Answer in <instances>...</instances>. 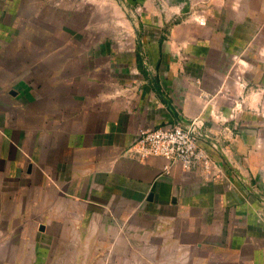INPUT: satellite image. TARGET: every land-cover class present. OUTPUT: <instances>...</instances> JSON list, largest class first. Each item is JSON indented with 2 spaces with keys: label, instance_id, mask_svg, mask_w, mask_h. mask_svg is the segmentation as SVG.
I'll list each match as a JSON object with an SVG mask.
<instances>
[{
  "label": "crops",
  "instance_id": "1",
  "mask_svg": "<svg viewBox=\"0 0 264 264\" xmlns=\"http://www.w3.org/2000/svg\"><path fill=\"white\" fill-rule=\"evenodd\" d=\"M159 2L0 0V264H264V0H193L258 12L211 81ZM162 123L211 165L127 151Z\"/></svg>",
  "mask_w": 264,
  "mask_h": 264
},
{
  "label": "rangeland",
  "instance_id": "2",
  "mask_svg": "<svg viewBox=\"0 0 264 264\" xmlns=\"http://www.w3.org/2000/svg\"><path fill=\"white\" fill-rule=\"evenodd\" d=\"M158 1H160L159 4H161V0ZM178 2L179 0H176L174 4V6H178L179 9H175L174 13L176 17L172 20H179L180 14H185L189 18V20L182 23V25L186 26V29L194 36L188 40L187 45L192 50L191 55H189L192 61H197L202 64V72H196L199 74L205 73L207 80L210 81L212 80L210 77L211 69L217 70L220 73H228L229 69L232 67L233 59L226 51H241L246 45L248 41L244 39L243 35L248 36L249 32L253 35L258 26L257 24V26L254 27L252 20L249 19L246 14H248L250 9L253 11L252 15H255L257 19V9L254 11L255 8H241L238 11H234V9L226 7L218 9L207 7L206 11L200 12V7L196 6L192 0L189 8L184 12L182 7L177 5ZM159 9L163 11V7ZM128 10L133 13V16L134 13H136L135 10L131 11L129 6ZM138 10L141 12L142 8H138ZM200 13H203L205 16V22L202 21V23H199V19H195V16H199L198 14ZM133 18H135V16ZM238 18H242L241 21L236 22L232 27L231 20H237ZM248 19L251 20L250 23ZM145 25L146 24L139 22L138 29L140 31L143 30ZM170 25H172V23L166 24L164 26V31H167ZM236 31L240 34L239 37L235 35ZM257 41L258 40L255 42Z\"/></svg>",
  "mask_w": 264,
  "mask_h": 264
},
{
  "label": "built area",
  "instance_id": "3",
  "mask_svg": "<svg viewBox=\"0 0 264 264\" xmlns=\"http://www.w3.org/2000/svg\"><path fill=\"white\" fill-rule=\"evenodd\" d=\"M127 151L138 158L164 156L187 169L198 166L208 168L212 163L192 128L180 123H162L140 128L129 143Z\"/></svg>",
  "mask_w": 264,
  "mask_h": 264
}]
</instances>
